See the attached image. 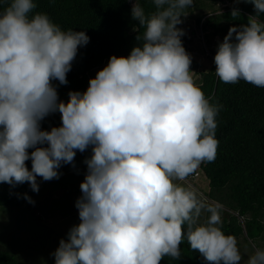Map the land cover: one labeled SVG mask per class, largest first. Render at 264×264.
Returning a JSON list of instances; mask_svg holds the SVG:
<instances>
[{"label":"clouds","instance_id":"9594fccd","mask_svg":"<svg viewBox=\"0 0 264 264\" xmlns=\"http://www.w3.org/2000/svg\"><path fill=\"white\" fill-rule=\"evenodd\" d=\"M250 2L256 15L230 27L214 57L215 74L226 84L243 80L264 88V21L258 18L264 0ZM0 3L7 5L0 8V183L27 182L38 192L37 176L58 179L62 163L92 146L76 201L81 222L60 240L55 264L179 260L185 235L212 264H240L236 237L222 231L221 205L177 183L214 162L223 108L205 95L202 81L196 83L192 50L186 51L185 32L177 27L193 0H153L150 14L135 0L132 17L144 28L140 43L126 57L112 55L87 90L70 92L67 103L52 81L67 84L90 37L34 12L35 0ZM238 14L233 8L231 15ZM56 111L62 125L42 130L41 121ZM204 212L210 215L201 223ZM246 264H264V249L255 248Z\"/></svg>","mask_w":264,"mask_h":264},{"label":"trees","instance_id":"16d2710c","mask_svg":"<svg viewBox=\"0 0 264 264\" xmlns=\"http://www.w3.org/2000/svg\"><path fill=\"white\" fill-rule=\"evenodd\" d=\"M215 1V0H213ZM217 1V0H216ZM225 1V0H222ZM231 2L226 10L219 12L204 0H193V5L185 11L194 14L202 9H211L212 14H197V22L206 32L204 36L228 33L230 27L246 24L256 10L250 0H226ZM35 11L46 12L53 22L63 30L85 31L90 41L80 46L72 68L67 74V84L53 80L59 100L67 103L72 91L85 92L91 79L90 73L109 62L112 55L128 56L140 41L144 28L132 17L135 0H35ZM146 14L155 11L153 0H140ZM0 3V8L6 7ZM233 8L239 9L235 17ZM185 17H182V19ZM264 21V13L258 17ZM182 43L189 53L191 48L186 36ZM216 64L200 70L203 92L214 97L213 103L223 105L217 116L216 138L219 141L214 162H204L187 177L193 178L199 169L209 179V198L219 203L225 212L222 231L226 235L246 234L251 239L264 236V88H258L243 80L236 84H226L215 74ZM62 125L61 113H50L41 121V129L50 131ZM47 146V145H44ZM34 149H29V153ZM92 146L84 152L77 151L72 163H62L60 176L82 169L86 176L88 167L85 161L92 155ZM31 170L32 161H26ZM45 181L37 176L39 187ZM30 184L25 182L12 186L0 183V209L24 205L25 198L34 195ZM4 211V210H3ZM185 233L187 226H184ZM181 258L174 260L165 256L161 264H212L198 250H193L185 235L181 245ZM22 255V254H21ZM24 257V256H23ZM0 264H31L15 251L0 244ZM223 264V262H221Z\"/></svg>","mask_w":264,"mask_h":264},{"label":"rangeland","instance_id":"374dc122","mask_svg":"<svg viewBox=\"0 0 264 264\" xmlns=\"http://www.w3.org/2000/svg\"><path fill=\"white\" fill-rule=\"evenodd\" d=\"M204 1L218 8L219 12L226 10L227 6L231 4L226 0ZM210 12L211 9H202L194 14H187L182 19L183 22L177 25L184 30L183 36H186L190 41L188 44L192 50L190 68L196 81L199 79L200 74L198 72L200 70L209 69L215 63L214 57L218 45L227 35L221 32L210 36L209 40L206 39L204 36L206 32L197 22V14L205 13L208 15ZM107 64L108 62H105L101 67L94 69L90 76L94 78L98 71ZM199 172L200 176L205 177L207 182L206 175L200 169ZM197 178L185 179L184 181H177V183L185 186L191 185L202 193L209 202H214L209 198L208 184L203 185L198 182ZM84 179V171L78 169L63 174L58 179L43 181L39 191L31 196L34 203L28 201L18 207L0 209V244L15 251L31 264H55L53 253L59 247L60 240H66L70 229L81 222L76 201L82 195L80 184ZM220 214L222 221L225 212L220 210ZM205 215L206 217H204ZM209 215L207 212L202 213L200 222H205ZM236 239L242 254L240 264H246L255 248L264 249V236L251 239L244 234L236 236Z\"/></svg>","mask_w":264,"mask_h":264},{"label":"crops","instance_id":"0c3cea01","mask_svg":"<svg viewBox=\"0 0 264 264\" xmlns=\"http://www.w3.org/2000/svg\"><path fill=\"white\" fill-rule=\"evenodd\" d=\"M91 78H93L92 76H91ZM197 82V84H199L200 82H201V77L199 76V79L196 81ZM198 172V171H197ZM199 173V172H198ZM197 178L198 179V182H201L203 185H205V184H208L207 185V187L209 186V179L207 178V182H206V179H205V177H201L200 176V174L199 175H196V176H194L193 178ZM204 217H206V215L204 216Z\"/></svg>","mask_w":264,"mask_h":264}]
</instances>
